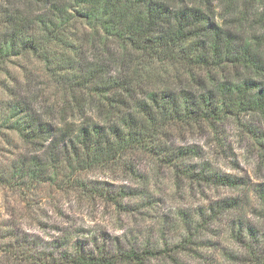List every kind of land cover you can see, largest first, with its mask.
I'll list each match as a JSON object with an SVG mask.
<instances>
[{
	"label": "trees",
	"instance_id": "1",
	"mask_svg": "<svg viewBox=\"0 0 264 264\" xmlns=\"http://www.w3.org/2000/svg\"><path fill=\"white\" fill-rule=\"evenodd\" d=\"M21 58L42 63L55 91H12L6 102L5 123L24 140H51L45 158L24 161L15 172L44 168L53 177L65 165L72 176L145 155L197 181L246 184L197 170L189 162L199 151L174 147L169 138L176 129L216 133L244 114L264 117V0H1L0 68ZM75 181L121 203L122 192ZM255 190L264 217V183ZM215 204L210 214L184 219L183 238L172 248L147 244L109 254L76 245L60 258L21 252L18 262L147 264L161 256L177 264L176 255L196 257L212 246L204 240L212 221L236 210L222 232L237 248L221 255L229 264H264V228L240 211L243 202Z\"/></svg>",
	"mask_w": 264,
	"mask_h": 264
},
{
	"label": "rangeland",
	"instance_id": "2",
	"mask_svg": "<svg viewBox=\"0 0 264 264\" xmlns=\"http://www.w3.org/2000/svg\"><path fill=\"white\" fill-rule=\"evenodd\" d=\"M43 67L33 58H21L0 68V264H29L18 262L21 252L60 258L63 252H74L76 245L109 254L147 244L172 248L183 238L184 219L195 221L201 212L210 214L215 202L233 197L243 202L240 211L247 219L264 228L255 190L264 183V117L255 114L230 119L216 132L218 137L211 130L189 128L176 129L169 138L174 147L194 146L199 151L189 162L194 168L235 176L246 183L241 187L197 181L145 155L128 166L109 163L72 176L65 165L56 166L53 177L44 168L36 174L15 172L24 161L47 156L51 140L29 143L4 120L12 91H55ZM75 178L90 188L122 192L121 203L78 186ZM235 214L233 210L213 220L212 233L204 237L212 246L201 247L196 257L176 255L177 264H229L221 253L237 246L222 228ZM147 264L172 263L159 256Z\"/></svg>",
	"mask_w": 264,
	"mask_h": 264
}]
</instances>
